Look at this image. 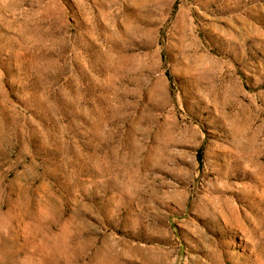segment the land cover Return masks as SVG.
Masks as SVG:
<instances>
[{
	"label": "rangeland",
	"instance_id": "rangeland-1",
	"mask_svg": "<svg viewBox=\"0 0 264 264\" xmlns=\"http://www.w3.org/2000/svg\"><path fill=\"white\" fill-rule=\"evenodd\" d=\"M0 264H264V0H0Z\"/></svg>",
	"mask_w": 264,
	"mask_h": 264
}]
</instances>
